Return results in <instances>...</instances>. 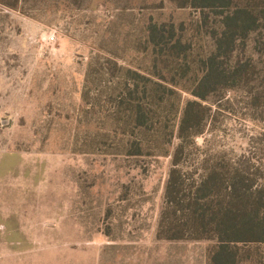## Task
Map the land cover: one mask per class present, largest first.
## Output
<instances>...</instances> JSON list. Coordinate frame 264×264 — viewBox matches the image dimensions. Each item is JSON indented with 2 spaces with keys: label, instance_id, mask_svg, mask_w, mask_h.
Masks as SVG:
<instances>
[{
  "label": "rangeland",
  "instance_id": "374dc122",
  "mask_svg": "<svg viewBox=\"0 0 264 264\" xmlns=\"http://www.w3.org/2000/svg\"><path fill=\"white\" fill-rule=\"evenodd\" d=\"M237 8L250 27L228 44L222 21ZM127 70L172 90L145 126L121 102L135 87L131 105L147 107ZM189 100L203 130L183 138ZM236 174L264 196V0L0 3V264H212L222 243L230 264H264V241L192 226L225 207Z\"/></svg>",
  "mask_w": 264,
  "mask_h": 264
},
{
  "label": "trees",
  "instance_id": "16d2710c",
  "mask_svg": "<svg viewBox=\"0 0 264 264\" xmlns=\"http://www.w3.org/2000/svg\"><path fill=\"white\" fill-rule=\"evenodd\" d=\"M19 1L20 0H0V3L10 8H16L19 6ZM216 2H218V0H194V3L204 6H211L212 4L216 5ZM248 18L249 14L247 10L243 8H237L225 15L222 21L224 29L222 38L226 41V43L228 42L229 44L235 33L239 31L245 32L249 29L250 25L246 23L248 22ZM149 32L151 36H159V38L163 37V33L158 30L157 27H151ZM183 43L184 42L182 40L177 39L172 43H165V45L169 46L168 50L170 51H181L182 48L185 47V44ZM157 44L159 45L161 43ZM223 45L224 42L221 40L219 41L217 48L221 49ZM213 59V57L210 59L211 64L209 67H207V74L205 73V75L202 77L203 83L207 84L211 81L212 76L216 77L215 75L217 74V68L213 63ZM127 72L133 73L135 76H141L144 79L146 88L142 91V100L145 104H147V107L144 108L142 104L137 105V107L131 105L129 100L132 95V91L135 90L133 88L135 87H126V91L122 89L125 98L121 102H127L126 108L127 110L131 111V114L135 117V121L138 123V125L145 126L148 121L145 110L149 108V113H152L153 117L155 116V108L158 105L159 91L161 89H165V91L172 90H170L169 87H164L160 82L154 81L149 77L142 76L137 72L130 70H127ZM160 78L167 80L165 76H161ZM198 96L201 99L205 97L204 94H198ZM146 99L147 101H145ZM202 110L203 107L201 104L195 100H189L185 103L178 122L180 128L179 133L181 137L185 138L186 136L184 134L195 137L196 135L202 133L203 127L197 119L200 115H202ZM126 122L127 126H129V121ZM141 132H143V130H141ZM141 136L142 139H140V142H145V140H148L147 135L142 134ZM213 178H215V176L213 177L212 175L208 174L203 179L202 183H200L198 192H203L212 187ZM175 180L176 177L174 175L171 178L169 185H171V183ZM243 181V176L240 174L232 176L229 198L225 203V207H221L220 205L218 208L217 206L215 208L216 213H213L209 218L206 216V211L203 210L199 217H194L192 219V226L197 225V228L199 229L200 227L207 225V223L214 221L215 229L219 233V237L222 242L225 240L231 242L245 240L264 241V214L262 209L264 206L263 193L258 191H255V193H246L244 187L247 185V183H243ZM175 190L170 189L168 192V196L170 197L171 201L174 200L176 192ZM222 212L223 214L221 215ZM226 249L227 247L225 243H222L220 246H218V248L212 253V264H230V255Z\"/></svg>",
  "mask_w": 264,
  "mask_h": 264
}]
</instances>
